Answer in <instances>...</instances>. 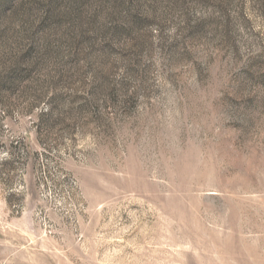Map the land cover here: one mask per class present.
<instances>
[{
	"label": "rangeland",
	"instance_id": "1",
	"mask_svg": "<svg viewBox=\"0 0 264 264\" xmlns=\"http://www.w3.org/2000/svg\"><path fill=\"white\" fill-rule=\"evenodd\" d=\"M0 264H264V0H0Z\"/></svg>",
	"mask_w": 264,
	"mask_h": 264
}]
</instances>
